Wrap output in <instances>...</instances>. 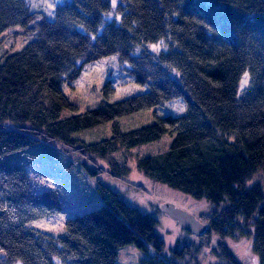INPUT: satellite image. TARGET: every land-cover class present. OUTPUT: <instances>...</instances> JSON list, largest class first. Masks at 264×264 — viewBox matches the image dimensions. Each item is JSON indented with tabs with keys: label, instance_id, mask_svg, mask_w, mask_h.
Segmentation results:
<instances>
[{
	"label": "trees",
	"instance_id": "obj_1",
	"mask_svg": "<svg viewBox=\"0 0 264 264\" xmlns=\"http://www.w3.org/2000/svg\"><path fill=\"white\" fill-rule=\"evenodd\" d=\"M53 12L48 19L29 0H0V33L22 26L33 36L0 62V264H117L119 248L128 244L146 253L140 264H180L195 250L191 242L167 247L156 231L159 219L102 179L128 173L126 158L122 164L109 155L166 135L172 138L168 149L136 155L138 169L208 201L212 215L198 218L210 230L198 237H217L218 264H241L227 246L231 237H251L264 264V188L249 185L264 171V0H65ZM110 56L147 89L110 103L105 99L115 88L109 80L98 107L78 112L63 86ZM183 98L184 114L157 116L129 131L113 126L98 140L84 136ZM39 142L78 155L97 178L102 201L70 217L59 236L30 226L64 212L59 191L36 192L27 168L5 160ZM108 156L109 171L95 161Z\"/></svg>",
	"mask_w": 264,
	"mask_h": 264
},
{
	"label": "rangeland",
	"instance_id": "obj_2",
	"mask_svg": "<svg viewBox=\"0 0 264 264\" xmlns=\"http://www.w3.org/2000/svg\"><path fill=\"white\" fill-rule=\"evenodd\" d=\"M34 9H42L48 19L54 17V8L65 0H29ZM32 35H26L22 26H12L0 33V62H4L9 55L21 51L31 40ZM161 45L151 48L158 50ZM111 80L115 91L105 99L104 84ZM246 81V80H245ZM246 83V82H245ZM64 92L77 105L78 112L98 107L103 99L110 103L116 102L130 95L144 92L146 86L136 84L118 63L117 56L102 58L88 64L83 69L79 78L66 83ZM187 111L185 99H178L163 106L153 107L146 111L111 120L106 127H98L84 136L90 140H98L112 132L113 126H120L122 130L129 131L146 126L156 120L157 116L168 114L181 115ZM172 138L169 135L161 140L137 147L130 153H114L110 157H116L120 161L127 159V174L120 177H112L110 174L102 178L111 188L118 191L121 197L132 206L141 211L155 215L159 219L157 233L161 235L167 247L172 248L178 241L191 242L190 255L179 260L180 264H218L220 257L213 247L216 246L217 237L199 238L189 234L177 221L161 211L162 204L170 202L195 215L197 219L208 225L200 216H211L212 206L206 199H196L181 191L172 189L162 183L156 182L144 175L137 167L136 155L155 154L168 149ZM33 155H31V154ZM95 158L97 164L108 170L109 161L112 158ZM89 157V156H88ZM79 156L73 153L68 155L58 143L39 142L30 147L27 152H15L7 155L5 160L23 164L28 171L32 186L36 192L55 188L59 191L64 212L37 220L30 224L46 233L59 236L65 233L66 221L70 217L81 215L87 211L99 208L102 201L96 192L97 178L89 174L78 160ZM82 167V168H81ZM47 172L51 176H43L41 172ZM109 171V170H108ZM261 183L264 188V171L259 170L249 181V185ZM227 246L241 264H260L259 256L254 252L252 238L231 237L226 240ZM5 255L0 251V258ZM146 253L136 244L122 246L118 250L117 264H140ZM16 264H22L18 261Z\"/></svg>",
	"mask_w": 264,
	"mask_h": 264
},
{
	"label": "water",
	"instance_id": "obj_3",
	"mask_svg": "<svg viewBox=\"0 0 264 264\" xmlns=\"http://www.w3.org/2000/svg\"><path fill=\"white\" fill-rule=\"evenodd\" d=\"M160 209L169 217L177 221V223L186 231L191 232L196 236H203L210 230L209 225L201 222L195 217V215L176 206L174 203H164L161 205Z\"/></svg>",
	"mask_w": 264,
	"mask_h": 264
},
{
	"label": "snow or ice",
	"instance_id": "obj_4",
	"mask_svg": "<svg viewBox=\"0 0 264 264\" xmlns=\"http://www.w3.org/2000/svg\"><path fill=\"white\" fill-rule=\"evenodd\" d=\"M245 82H247V81H245Z\"/></svg>",
	"mask_w": 264,
	"mask_h": 264
}]
</instances>
